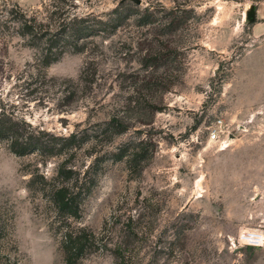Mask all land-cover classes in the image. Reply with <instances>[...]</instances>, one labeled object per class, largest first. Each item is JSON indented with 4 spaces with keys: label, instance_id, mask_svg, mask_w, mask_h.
Segmentation results:
<instances>
[{
    "label": "rangeland",
    "instance_id": "rangeland-1",
    "mask_svg": "<svg viewBox=\"0 0 264 264\" xmlns=\"http://www.w3.org/2000/svg\"><path fill=\"white\" fill-rule=\"evenodd\" d=\"M8 4L43 20L57 5L111 23L38 67V48L0 38V103L57 146L76 133L45 156L0 141V264H264V243L239 238L264 227L244 181L255 149L238 144L243 135L253 145L262 121L264 0H0ZM62 164L76 171L74 215L52 200ZM37 170L44 187L29 182ZM66 227L86 242L71 260Z\"/></svg>",
    "mask_w": 264,
    "mask_h": 264
},
{
    "label": "trees",
    "instance_id": "trees-1",
    "mask_svg": "<svg viewBox=\"0 0 264 264\" xmlns=\"http://www.w3.org/2000/svg\"><path fill=\"white\" fill-rule=\"evenodd\" d=\"M45 19L43 20L39 16L37 10H25L13 4L3 5L0 7V38L6 40L8 36L19 35L24 44L38 48L39 53L34 61V65L38 67L54 60L57 54L62 51L82 50L90 37L100 31H105L111 23V18L103 20L91 15L90 12L85 14L70 12L67 8L57 5ZM42 73L43 76H46V73ZM56 84L58 87L66 86L64 81L53 82V85L56 86ZM40 133L39 129L31 126L18 113L9 109L6 104L0 103V141L4 140L8 148L15 154L21 155L37 150L40 155L45 156L50 154L52 149L69 147L70 143H74L73 138L76 136V133L63 136L62 143H58L59 146H57L53 139L43 140ZM75 173L72 166L60 165L56 174L60 184L53 185L51 188L52 200L58 211L63 214L74 215L78 208L80 190H75L76 187L79 188L76 186L77 178L74 177L75 183L71 181ZM29 182L40 183L41 187H44L48 180L44 173L37 170L30 172ZM1 223L2 219L0 218V239L4 234ZM62 238V246L67 260L77 256V253L82 251L86 244L85 239H82L80 228L66 227ZM2 257L8 258V254L4 255L0 248L1 262Z\"/></svg>",
    "mask_w": 264,
    "mask_h": 264
},
{
    "label": "crops",
    "instance_id": "crops-1",
    "mask_svg": "<svg viewBox=\"0 0 264 264\" xmlns=\"http://www.w3.org/2000/svg\"><path fill=\"white\" fill-rule=\"evenodd\" d=\"M257 78L260 79L261 84L264 85V58L262 59V64L257 66ZM262 113L259 118H261V125L254 129V146L248 143H245L246 138L243 135L239 138V145L242 148L241 144L244 143V147L246 150H249L250 147L255 149L256 159L254 160V164L250 160H246L244 163L245 168L254 167L255 174L251 177H247L246 174L245 183H254L252 187V194L255 198V210L254 215L259 216L258 223L264 227V101L261 105ZM249 195V196H250ZM250 213V212H249Z\"/></svg>",
    "mask_w": 264,
    "mask_h": 264
},
{
    "label": "built area",
    "instance_id": "built-area-1",
    "mask_svg": "<svg viewBox=\"0 0 264 264\" xmlns=\"http://www.w3.org/2000/svg\"><path fill=\"white\" fill-rule=\"evenodd\" d=\"M221 122V119H218V123L219 124ZM218 128L217 127H213L210 131V137L211 138H214V137H217V134H218ZM247 231H254V230H245V231H242L240 232L239 234V238L244 240L246 243L248 244H253V245H262L264 243V232L262 231H254L256 232V234L258 235L257 239L254 240L252 238H250L247 234L248 232Z\"/></svg>",
    "mask_w": 264,
    "mask_h": 264
},
{
    "label": "bare ground",
    "instance_id": "bare-ground-1",
    "mask_svg": "<svg viewBox=\"0 0 264 264\" xmlns=\"http://www.w3.org/2000/svg\"><path fill=\"white\" fill-rule=\"evenodd\" d=\"M247 232H248L247 235H248L250 238H252V239H254V240L257 239L258 235L256 234V232H254V231H247Z\"/></svg>",
    "mask_w": 264,
    "mask_h": 264
},
{
    "label": "water",
    "instance_id": "water-1",
    "mask_svg": "<svg viewBox=\"0 0 264 264\" xmlns=\"http://www.w3.org/2000/svg\"><path fill=\"white\" fill-rule=\"evenodd\" d=\"M132 1H134L137 4H139L141 0H132Z\"/></svg>",
    "mask_w": 264,
    "mask_h": 264
}]
</instances>
